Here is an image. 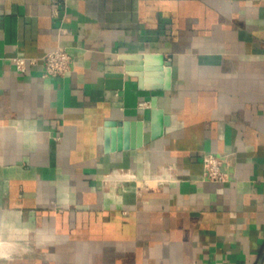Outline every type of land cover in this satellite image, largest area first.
Segmentation results:
<instances>
[{"label":"crops","instance_id":"1","mask_svg":"<svg viewBox=\"0 0 264 264\" xmlns=\"http://www.w3.org/2000/svg\"><path fill=\"white\" fill-rule=\"evenodd\" d=\"M0 57V264H264V0H0Z\"/></svg>","mask_w":264,"mask_h":264},{"label":"built area","instance_id":"2","mask_svg":"<svg viewBox=\"0 0 264 264\" xmlns=\"http://www.w3.org/2000/svg\"><path fill=\"white\" fill-rule=\"evenodd\" d=\"M71 55L64 47H56L45 53L42 62L44 66V75H62L70 69ZM2 58L0 57V63ZM15 67L20 72H25L30 64H35V58L27 57L26 55L17 54L12 57ZM142 107L150 106L149 101H141ZM223 159L213 153H205L202 158L205 176L211 180H224L225 174L221 171L220 166ZM122 174L127 177H133L130 171L123 170Z\"/></svg>","mask_w":264,"mask_h":264},{"label":"water","instance_id":"3","mask_svg":"<svg viewBox=\"0 0 264 264\" xmlns=\"http://www.w3.org/2000/svg\"><path fill=\"white\" fill-rule=\"evenodd\" d=\"M148 57V55H146V58ZM168 66L170 65L169 63L167 64ZM167 73H169V67L166 69ZM110 77L112 76H118L120 78V81L117 82L116 87L117 88H121L122 87V81H121V77L124 76V73H110L109 74ZM169 121V117L167 115H164L163 110L161 108H157L156 105L154 104L152 107V128H153V134H161V132L163 131V127L164 125L168 124ZM118 125L122 126L124 125L125 128L128 127V125L134 127L136 125L135 122H121L118 121L117 122ZM138 139L137 141H133L130 145V147H136L138 145L142 144V127H141V123H138ZM109 130H107V147L106 149L109 150ZM119 149L122 148V145H118ZM125 147H127V145H125Z\"/></svg>","mask_w":264,"mask_h":264}]
</instances>
